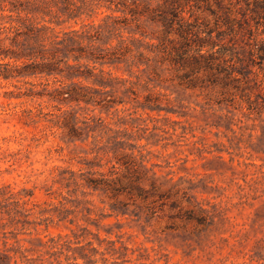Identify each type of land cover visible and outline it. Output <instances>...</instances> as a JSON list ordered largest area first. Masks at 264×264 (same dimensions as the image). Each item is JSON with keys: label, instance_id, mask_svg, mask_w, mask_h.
<instances>
[{"label": "trees", "instance_id": "16d2710c", "mask_svg": "<svg viewBox=\"0 0 264 264\" xmlns=\"http://www.w3.org/2000/svg\"><path fill=\"white\" fill-rule=\"evenodd\" d=\"M240 1L244 10H237L231 0H0V80L16 82V91L7 97L43 101L52 109L23 111V125L48 117L45 121L61 132L63 142L84 145L91 155L84 163L86 172L66 177L67 171H60L56 179L76 205L88 203L80 199L87 189L108 200L110 213L102 218L149 220L156 203L171 197V190H162L146 166L143 147L137 144L143 138L128 130L134 120L118 106L133 103L144 112L182 117L186 106L178 91H199L197 97L206 93L202 111L245 96L240 79L249 78L252 67L264 61V0ZM200 10L221 20L224 30L210 27L208 20L200 22ZM226 32L232 35L227 43ZM244 32L251 38L239 54L228 44ZM168 88L176 97L163 93ZM23 191L33 197L32 191ZM20 205H0V217L18 224V216H28ZM84 211L79 213L86 224L98 223L90 218L91 209ZM67 217L65 213L59 221ZM43 247L49 256L63 255L65 264L97 262L91 259L94 254L80 246L72 249L61 238H49ZM121 247L123 252L112 250L119 257L127 250ZM2 258L7 257L0 263ZM38 261L46 263L45 258Z\"/></svg>", "mask_w": 264, "mask_h": 264}, {"label": "rangeland", "instance_id": "374dc122", "mask_svg": "<svg viewBox=\"0 0 264 264\" xmlns=\"http://www.w3.org/2000/svg\"><path fill=\"white\" fill-rule=\"evenodd\" d=\"M239 1L231 0L244 10ZM197 15L200 22L208 20L210 27L224 30L207 10ZM230 36L224 34L225 43ZM235 38L229 47L239 54L247 50L250 34ZM252 71L240 79L245 96L224 99L205 111L200 105L208 97H197L199 91L177 92L186 106L182 117L144 112L133 103L118 106L134 120L128 130L143 138L137 144L143 147L146 166L162 190H171L169 199L156 203L149 220L102 218L110 213L108 200L87 189L80 199L88 203L76 205L56 179L60 171H67L66 177L86 172L84 163L91 159L87 147L63 142L61 132L45 121L48 117L23 125V111L52 109L43 101L9 99L16 82L0 80V205L19 202L28 214L18 216L16 225L0 217V259L7 257L0 264H39V257L45 264H65L63 255L47 254L43 244L49 238L94 254L91 259L97 262L89 264H264V61ZM163 93L171 99L177 95L170 88ZM23 190L32 191L33 197H25ZM85 208L98 223L84 222ZM65 213L66 221H59ZM121 244L127 247L123 257L112 251L123 252ZM77 263L84 264L82 259Z\"/></svg>", "mask_w": 264, "mask_h": 264}]
</instances>
